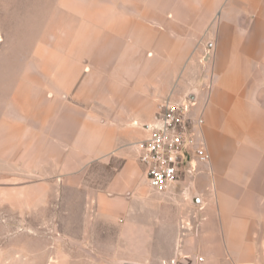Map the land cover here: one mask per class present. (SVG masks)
<instances>
[{"label":"crops","instance_id":"obj_1","mask_svg":"<svg viewBox=\"0 0 264 264\" xmlns=\"http://www.w3.org/2000/svg\"><path fill=\"white\" fill-rule=\"evenodd\" d=\"M29 67L0 116L1 205L58 206L104 164L99 214L150 211L139 143L196 89L210 159L161 194L198 206L175 264H264V0H58Z\"/></svg>","mask_w":264,"mask_h":264},{"label":"rangeland","instance_id":"obj_2","mask_svg":"<svg viewBox=\"0 0 264 264\" xmlns=\"http://www.w3.org/2000/svg\"><path fill=\"white\" fill-rule=\"evenodd\" d=\"M57 2L0 0V116L18 82L34 73L29 65ZM111 173L112 168L94 164L87 187L70 191L58 206L55 197L38 211L0 204V264H111L124 258L175 264L198 207L183 195L186 184H177L173 197L165 198L142 182L140 189L152 199L150 211L99 214L87 190L105 187Z\"/></svg>","mask_w":264,"mask_h":264},{"label":"built area","instance_id":"obj_3","mask_svg":"<svg viewBox=\"0 0 264 264\" xmlns=\"http://www.w3.org/2000/svg\"><path fill=\"white\" fill-rule=\"evenodd\" d=\"M196 100L182 102L166 100L149 125L151 135L139 143V160L146 166L149 186L159 192H169L184 173L193 174L194 162H206L210 153L202 135V113L194 117Z\"/></svg>","mask_w":264,"mask_h":264},{"label":"water","instance_id":"obj_4","mask_svg":"<svg viewBox=\"0 0 264 264\" xmlns=\"http://www.w3.org/2000/svg\"><path fill=\"white\" fill-rule=\"evenodd\" d=\"M197 90L196 89H192L189 93H188V99L190 100H196L197 99ZM190 198L192 200V202L194 203H200L201 199L199 197V195L195 192H192L190 195ZM111 264H144L141 262H136V261H132V260H124V259H119V260H114L112 261Z\"/></svg>","mask_w":264,"mask_h":264}]
</instances>
